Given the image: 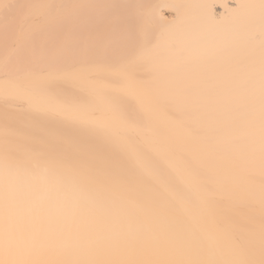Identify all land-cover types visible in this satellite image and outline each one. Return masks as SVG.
<instances>
[{"label":"bare ground","instance_id":"6f19581e","mask_svg":"<svg viewBox=\"0 0 264 264\" xmlns=\"http://www.w3.org/2000/svg\"><path fill=\"white\" fill-rule=\"evenodd\" d=\"M29 2L4 0L11 7L0 9V30ZM40 2L88 7H57L71 19L38 30L7 60L0 45V90L42 56L85 65L103 78L123 59L150 54L135 93L123 100L139 125L131 141L104 107L96 118L118 133L111 144L90 141L93 168L73 161L54 172L41 166L8 176L14 219L41 237L70 235L75 258L101 264L238 259L228 239L233 231L254 242L258 259L261 0ZM16 115L0 98V125ZM5 184L0 166V215ZM201 199L210 207L198 206Z\"/></svg>","mask_w":264,"mask_h":264},{"label":"snow or ice","instance_id":"6c2138e0","mask_svg":"<svg viewBox=\"0 0 264 264\" xmlns=\"http://www.w3.org/2000/svg\"><path fill=\"white\" fill-rule=\"evenodd\" d=\"M243 5L237 4L236 7ZM11 6L0 0L5 12ZM57 7L79 8L86 5H60L31 0L14 21L0 30V45L4 46L6 60L23 50L36 36L37 31L49 27H61L71 18L56 13ZM228 12V5H221ZM261 9V70H260V152L261 170L264 174V0ZM69 46L65 42L64 47ZM55 50L57 46L52 45ZM148 50L131 55L108 69L107 77H101L91 68L61 59L56 55L42 56L39 63L24 73L5 82L0 98L12 103L17 115L9 123L0 125V166L5 176V192L0 215V264H101V262L75 258L76 245L71 236L41 237L35 231L14 219L12 203L7 187L10 174L33 169L54 172L73 161L82 169L94 166L93 146L90 141L99 139L111 144L118 129L96 118V113L107 107L114 118L128 129L127 140L139 129L130 118L123 100L135 93L140 81L138 71L149 56ZM103 98L104 105L99 103ZM82 134V135H78ZM261 222L259 258L251 239L243 240L238 232L228 234L231 246L238 250V259H173L165 261H117L108 264H264V183L260 194ZM209 208L207 199L197 202ZM212 219V217H210ZM213 222L214 219H213ZM216 231L224 228L217 225Z\"/></svg>","mask_w":264,"mask_h":264}]
</instances>
